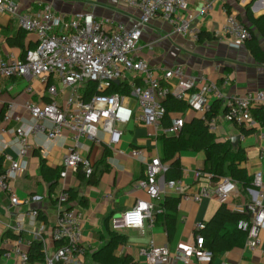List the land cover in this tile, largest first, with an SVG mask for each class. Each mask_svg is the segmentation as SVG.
<instances>
[{"label":"crops","instance_id":"0c3cea01","mask_svg":"<svg viewBox=\"0 0 264 264\" xmlns=\"http://www.w3.org/2000/svg\"><path fill=\"white\" fill-rule=\"evenodd\" d=\"M16 2L25 13H40L49 5L56 15H62L67 20L75 18L80 13L93 11L98 19L108 22L109 28H113L119 22L131 26L139 15L138 8L124 0H16ZM203 4V0H192L188 9L195 14L193 24L200 25L202 32L204 31L199 41L178 34L171 22L156 17L145 27L138 42L139 57L147 60L159 77L164 69L183 65L187 74L198 78L197 87L207 81L215 82L227 98L251 90L264 89V59L252 53L248 42L250 39L240 47H234L221 37L227 12L235 13L251 29L253 36H256L264 54V31L254 20L264 15V3L260 0L217 1L213 9L200 15L199 11ZM37 41V35L24 31L14 16L0 13V52L3 55L12 53L22 58L28 49L36 46ZM132 76L129 79H132ZM167 83L172 85L175 79ZM48 84L58 86L60 90L58 101L61 104H64L73 92L72 87L63 89L56 75L50 76ZM83 88L79 89L82 95L85 90ZM30 101L41 105L49 101L47 83L35 77L0 78V170L7 164L5 157L20 159L12 130L18 122L5 121L3 119L5 111L10 103H14L16 115H20L24 121H29L30 115L25 105ZM216 101L219 104L216 110L219 114L224 111L225 100ZM124 104L128 109L138 108L137 99L130 94L125 95ZM171 117L183 118L184 124H192L196 119H202L201 113H195L188 106L183 110L171 112ZM163 120L159 129L134 121L119 125L123 136L115 144H109V134L103 131L100 132L103 139L101 143L82 137L78 149L80 155L87 158L94 167V175L98 179L95 184L81 182L75 171H69L66 177H61L63 159L70 148L76 146L73 132L65 129L54 140H49L42 133L31 137L32 147L25 156L27 168L12 181L19 201L12 203L10 194L0 188V264H19L16 250L28 252L34 240L43 241L50 254L55 251L59 243L52 238L51 232L60 211L58 197L62 191L70 188L77 190L79 197L83 196L87 201L85 205H81L78 199L69 202V205L82 212V243L86 248V253L81 257L82 264H105L102 259L107 252L105 246L112 233L126 238L113 250L114 255H130L134 264H165L151 263L141 252V249L148 247L151 241L156 246L167 245L170 248L172 252L170 264H182L175 253L177 244L193 243L197 230L200 229L198 225L207 224L223 202L214 195L203 198L200 202L182 198L173 188L167 186L164 172L157 179L159 198L152 199L148 188L137 186L138 182L146 177V163L155 157L164 158L165 144L161 135L180 133L169 130L171 120ZM165 122L169 125L166 126ZM214 133L217 140L230 142L234 148L244 149L241 166L246 167L250 175L264 170L263 124L257 123L253 133L244 135L238 125L221 118ZM235 135H241L237 146L231 142ZM134 148L143 149L144 158L133 157ZM178 157L183 170L181 179L188 186L189 193H195L202 184L216 182L219 179L204 171L206 154L203 150L185 149ZM43 160L47 168L56 171L53 178L48 171L42 172ZM199 170L203 171L204 175L197 180L195 173ZM255 194L252 184L245 187L238 182V190L226 201L227 207L232 211H245ZM167 195L181 197L178 204L177 228L172 240L169 239L163 224L153 223L154 217L152 220L146 219L142 228L128 227L122 221L124 212L132 208L138 200L152 201L157 208ZM34 210L38 211L35 217L29 214ZM17 222L22 225L20 232L13 228L17 226ZM235 229L236 223L227 222L221 234L233 232ZM8 231H11V234L6 235ZM13 234H20L21 238H15ZM233 240L238 242L234 241L232 248L214 254L210 263L194 264H221L225 260L230 264H264V230L261 233V244L256 248L247 245L244 233L243 238ZM7 253L11 256H6Z\"/></svg>","mask_w":264,"mask_h":264},{"label":"built area","instance_id":"2783aa9c","mask_svg":"<svg viewBox=\"0 0 264 264\" xmlns=\"http://www.w3.org/2000/svg\"><path fill=\"white\" fill-rule=\"evenodd\" d=\"M124 1L138 8L137 19L131 26L119 22L109 28L108 22L98 19L93 11L80 13L67 20L62 15H56L49 5L40 13H25L20 10L16 0H0V13L11 14L24 31L32 32L38 37L36 46L28 49L22 58L12 53L3 55L0 52V78H38L47 83L49 95V101L45 104L31 101L26 103L29 121L16 115L14 103L8 105L3 116L7 122H18L12 130L20 159L5 157L7 164L0 170V188L10 194L12 203L19 201L12 181L25 172V156L32 147L31 137L40 133L49 140H54L65 129L73 132L76 146L70 148L65 155L60 172L61 177H66L69 171L77 172L80 165L87 176L93 172V165L80 155L78 149L82 137L101 143L103 139L100 132L103 131L109 134V144H115L123 136L119 125H126L131 121L153 125L159 129L166 114L163 100L170 96L184 101L189 108L201 113L212 133L217 131L221 118L238 126H257L252 109L260 107L264 111V89L227 98L215 82L207 81L197 87L198 78L187 74L183 65L164 69L159 77L148 61L139 57L138 42L145 27L156 17L171 22L178 34L189 36L193 41L200 40L202 28L193 24L195 14L188 11L192 0ZM203 1L200 15L213 9L217 1L223 0ZM260 1L264 3V0ZM252 36L251 29L235 13L227 12L226 23L221 32L223 39L234 47H240ZM127 72L133 75L128 83L131 86L130 95L138 102L136 110L126 108L125 95L118 92L96 93L91 99L83 100L79 89L89 81H97L98 89L104 90L110 82L126 79ZM51 75L59 78L63 89L73 88L64 104L58 101V86L48 84ZM172 79H175V83L169 85L167 82ZM216 100H225L224 111L219 114L213 112ZM183 125V118H172L169 130L178 133ZM132 155L135 158H144V150L134 148ZM146 167V177L137 186L148 188L151 198L157 199L160 197L157 179L165 171L166 165L159 157H155L146 163ZM195 175L200 180L204 172L199 170ZM252 185L255 188V197L245 208L248 217L240 219L237 228L246 233L247 245L256 248L261 244V233L264 230V170L254 173ZM167 186L184 199L200 202L203 198L214 195L226 202L238 190V181L229 175H223L216 182L200 185L192 194L181 178L167 181ZM69 202V193L67 190L62 191L58 197L60 211L51 232L59 246L50 254L44 243L43 264H82L81 257L86 253L82 243V212L75 207L69 209ZM154 209L155 204L152 201L138 200L132 208L124 212V223L128 227L142 228L146 219H153ZM29 214L35 217L38 211L34 210ZM201 227L202 224L198 225V228ZM13 228L20 232L22 225L17 222V226ZM16 252L19 264H38L30 259L27 251L17 249ZM141 252L151 263L170 264L172 252L167 245L156 246L151 241ZM175 253L182 264L210 263L214 257V252L206 246L205 238L201 234L196 235L193 243H178ZM6 256L11 254L7 253ZM221 264L230 263L225 260Z\"/></svg>","mask_w":264,"mask_h":264},{"label":"trees","instance_id":"16d2710c","mask_svg":"<svg viewBox=\"0 0 264 264\" xmlns=\"http://www.w3.org/2000/svg\"><path fill=\"white\" fill-rule=\"evenodd\" d=\"M254 20L259 28L264 31V15ZM203 32L201 33V36H203ZM248 42L252 53L256 57L264 59L263 51L256 36H253ZM98 84L97 81H89L86 83L83 88L85 89L82 95L83 100L86 101L91 99L96 93L111 94L118 92L121 95H128L131 93V86L125 81L119 84L112 81L104 90H99ZM163 105L166 109V114L163 118L164 120H171V112L183 110L187 106L184 101L175 99L172 96L163 100ZM218 105V101H215L213 105L214 113H217L216 110ZM252 113L255 120L264 125V111L262 108L254 107ZM165 124L166 126L169 125L168 122H165ZM239 129L244 135H249L254 132L255 127L247 128L241 125L239 126ZM161 138L164 140L165 144V155L161 161L167 165L164 171L165 179L167 181L182 177L183 170L178 154L182 150L192 149L196 151L203 150L205 152L206 166L204 171L209 172L215 179L222 175L229 174L233 179L243 184L245 187L252 184L253 176L248 173L246 167L241 166V162L244 160V149L241 147L234 148L230 142L217 140L216 134L209 131L208 125L203 119L198 118L192 124L185 123L179 134H163L161 135ZM46 171L50 173L49 175L52 178L56 175V171L47 168L46 163L43 160L42 172L46 173ZM77 176L81 182L86 181L91 184L97 183L98 180L94 175V167L92 174L87 177L80 165L79 170L77 171ZM67 192L70 195L71 201L78 199L81 205L86 204L87 201L85 197H79L78 191L74 188L68 189ZM180 199V196L167 195L153 212V223L163 224L170 240L174 237L177 228V213ZM68 207L73 206L69 205ZM246 217H248L246 211H232L227 207L226 202H223L211 220L197 230V234L204 236L206 246L216 254L222 250L232 248L234 243L238 242L237 240H233V238H243V233L246 235L245 232L238 228L233 232H225L224 234H221L222 230L225 228V224L227 222H234L237 225V222L240 219ZM8 234H11V231L6 233V235ZM12 236L18 239L21 238L20 234H13ZM125 240V236L112 233L110 240L105 246L107 252L103 257L102 262L105 264H134L132 256L126 254L116 256L113 253V250L117 245L123 243ZM28 254L32 261L43 264L45 261L44 242L38 240L32 241Z\"/></svg>","mask_w":264,"mask_h":264},{"label":"water","instance_id":"95a60500","mask_svg":"<svg viewBox=\"0 0 264 264\" xmlns=\"http://www.w3.org/2000/svg\"><path fill=\"white\" fill-rule=\"evenodd\" d=\"M115 82L118 84L121 83V81L119 79H116ZM240 138H241V135H235L234 137H232V139H231L232 144L234 146H237L239 144ZM71 208H73V207H69V209H71ZM121 218H122V221H124V218L123 217H121Z\"/></svg>","mask_w":264,"mask_h":264},{"label":"rangeland","instance_id":"374dc122","mask_svg":"<svg viewBox=\"0 0 264 264\" xmlns=\"http://www.w3.org/2000/svg\"><path fill=\"white\" fill-rule=\"evenodd\" d=\"M131 75H132V73H130V72L125 73L126 79H124V81L125 82H130L131 79H129V78L131 77ZM194 112L197 113L196 111H194Z\"/></svg>","mask_w":264,"mask_h":264}]
</instances>
